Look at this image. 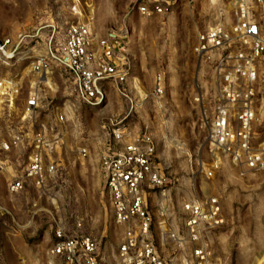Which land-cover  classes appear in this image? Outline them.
<instances>
[{
  "label": "rangeland",
  "instance_id": "374dc122",
  "mask_svg": "<svg viewBox=\"0 0 264 264\" xmlns=\"http://www.w3.org/2000/svg\"><path fill=\"white\" fill-rule=\"evenodd\" d=\"M139 1L0 0V41L27 35L19 47L21 59L6 65L0 54V78L10 76L20 84L11 108L0 105V143L20 137L8 151L0 148V264H70L48 253L57 226L96 239L99 264H120L123 228L113 220L99 161L106 148L122 144L112 138L116 127L124 139L143 130L153 139V165L165 184L144 185L143 191L152 216L149 238L167 264L190 262L192 245L177 244L167 233L183 235L182 204L196 196H216L222 208L223 223L201 234L213 264H258L264 255V171L241 173L225 154L211 153L210 69L193 54L198 32L233 24L231 0H180L170 13L151 16L136 10ZM76 22L89 25L94 47L109 34L122 38L116 56L127 68L123 85L129 98L107 82L103 102L88 106L63 68L51 63L46 78L30 69L36 56L49 55L50 26L55 27L53 49ZM257 64L261 81L264 56ZM158 71L165 88L159 97L152 95ZM30 93L38 95L40 107L24 115ZM42 127L47 137H57L44 160L53 162L55 171L41 185L26 179L21 190L10 192L8 184L21 177ZM252 130L254 146L264 147V116Z\"/></svg>",
  "mask_w": 264,
  "mask_h": 264
},
{
  "label": "built area",
  "instance_id": "2783aa9c",
  "mask_svg": "<svg viewBox=\"0 0 264 264\" xmlns=\"http://www.w3.org/2000/svg\"><path fill=\"white\" fill-rule=\"evenodd\" d=\"M179 2L140 0L136 10L144 16L164 15ZM231 4L235 21L229 29L211 26L201 30L193 48L194 56L210 69L213 110L207 122V140L211 153L225 154L241 173L243 170L260 172L264 171V147L254 146L252 129L254 122L264 116V79L259 80L257 64L258 59L264 56V0H231ZM50 28L47 38L49 55H38L31 61L33 72L46 78L51 63L63 68L75 85L78 99L88 106L95 107L103 102L107 82L115 83L120 95L129 98L123 85L127 79V68L118 62L116 56L123 49L119 35L98 38L94 47L89 25L76 22L67 26L63 41L51 49L55 27L51 25ZM26 37L18 34L13 41H0L4 64L10 65L21 59L19 47ZM19 90L18 80L10 76L1 77L0 105L10 109ZM164 91L163 74L158 71L153 77L152 95L159 97ZM39 107L38 95L30 93L24 102V115L33 114ZM57 117L63 119L61 114ZM45 132L44 127L36 132L33 151L21 177L8 184L10 192L21 190L26 179L41 185L47 175L55 171L53 162L45 164L44 160L45 155L56 147L57 137H47ZM111 134L114 140H122V144L117 148H106L99 161L113 220L123 228L117 259L120 264H167L149 238L152 216L146 208L143 191L144 185L162 187L165 184L164 176L153 165V139L146 130L127 139L118 127L111 129ZM19 142L20 137L15 136L0 143V148L8 151ZM80 152L85 155V150ZM182 210L185 214L183 235L168 232L167 236L177 244L192 245L189 264H213L201 241V234L204 229L216 228L224 221L218 198L196 196L184 202ZM53 237L48 250L50 256L62 257L70 264H99L96 239L85 234H68L60 226L54 229ZM258 264H264V255Z\"/></svg>",
  "mask_w": 264,
  "mask_h": 264
}]
</instances>
